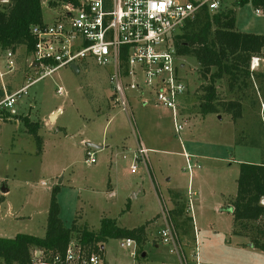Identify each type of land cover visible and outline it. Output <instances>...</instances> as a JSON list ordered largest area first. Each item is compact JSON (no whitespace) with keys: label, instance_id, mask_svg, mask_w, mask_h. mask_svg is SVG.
Segmentation results:
<instances>
[{"label":"rangeland","instance_id":"374dc122","mask_svg":"<svg viewBox=\"0 0 264 264\" xmlns=\"http://www.w3.org/2000/svg\"><path fill=\"white\" fill-rule=\"evenodd\" d=\"M220 1L222 10L234 11L237 31L264 35L263 11L251 0L243 4L237 3L240 0ZM42 8L43 21L48 23L57 10ZM255 9L261 11L259 15ZM7 52H0V100L5 92L10 95L12 88L29 84L41 72L32 67L33 56L22 46L11 51L13 66L9 69ZM261 59L252 73L264 72V57ZM175 61L177 76L186 86L179 119L185 126L179 135L174 132L169 110L158 107L151 98L142 106L134 91L126 92L133 120L120 112L111 99L110 68L99 66L90 57L76 62L77 71L67 66L33 82L12 110L0 114V237H44L54 196L67 229L75 223L79 231H98L103 219L114 220L123 229L147 224L143 250L149 264H160L169 256L175 261L169 247L158 246L155 251L150 245L163 225L164 208L182 214L169 210L188 258L196 239L199 264H264L263 251L252 248L246 237L234 235L231 208L239 164L264 161V79L253 73L251 87L239 85L241 91L234 88L231 92L226 78L217 80V113L202 116V87L209 81L201 78L193 57L179 55ZM58 88L63 90L61 94ZM235 98L241 107L233 109L232 114L237 115L233 118L223 105ZM53 111H58L55 121L48 117ZM22 119L36 129L40 144ZM88 138L103 149H87L83 139ZM138 143L155 151L149 150L147 164L137 163L132 174L130 166ZM88 151L94 153V164L84 162ZM183 153L199 167L192 174L186 169ZM170 177L171 181H166ZM168 188L171 192L178 189L175 194L179 198L172 200V206ZM79 233H73V241L77 242ZM121 241L109 239L102 245L104 262L134 263L133 250L120 247ZM30 252L31 258L35 252L47 258L42 250Z\"/></svg>","mask_w":264,"mask_h":264},{"label":"built area","instance_id":"2783aa9c","mask_svg":"<svg viewBox=\"0 0 264 264\" xmlns=\"http://www.w3.org/2000/svg\"><path fill=\"white\" fill-rule=\"evenodd\" d=\"M6 4L7 0H0ZM57 13L48 23L32 26L34 36L33 62L38 64L40 75L21 89L0 100V112L11 110L33 82L49 77L55 71L76 62L92 58L102 67H109L108 81L112 87V102L120 112L133 120L127 90L134 91L140 104L147 105L150 98L158 107L171 112L176 135L184 129L180 119V99L186 86L178 78L175 37L196 15L206 10L215 14L222 10L220 0H56L53 4L45 0L42 4ZM259 9H255L257 15ZM12 52H7V65L12 69ZM261 58L253 57L250 71L260 65ZM77 67V66H76ZM183 67V65H180ZM63 90L57 89L61 94ZM148 150L138 143L130 173L134 174L138 164H147ZM189 173L194 168L191 156L183 153ZM86 165L95 163L94 153L88 151ZM42 186H45L42 183ZM264 204V202H262ZM170 211H162L163 225L154 239L157 246L169 247V255L176 264H199V248L195 247L190 258L185 255L184 243ZM120 247L133 250V264H142V257L133 239L120 242ZM61 255L46 259L41 252H35L30 264H105L103 253H89L77 242L71 241ZM138 254V257H137Z\"/></svg>","mask_w":264,"mask_h":264},{"label":"trees","instance_id":"16d2710c","mask_svg":"<svg viewBox=\"0 0 264 264\" xmlns=\"http://www.w3.org/2000/svg\"><path fill=\"white\" fill-rule=\"evenodd\" d=\"M42 1L44 0H7L6 4L0 2V52L15 51L22 46L27 54L33 55L35 40L31 30L32 26L42 23ZM54 1L49 0V3L53 4ZM251 1L264 14V0ZM244 2L245 0H240L237 3ZM235 24L232 10H220L215 14L202 10L193 20L187 21L175 37L177 55L197 60L201 78L209 81V84L202 87L203 102L199 106L202 116L217 113L214 103L217 99L214 87L217 80L226 78L231 92L234 88L241 91L239 85L249 87L254 78L253 73L259 80L264 79V72L258 74L250 71L252 58L264 57V35L241 33L236 30ZM261 96V104H264V90ZM238 99L224 104L225 112L232 114L233 109L240 108ZM236 116L232 114L233 118ZM240 116L238 113V117ZM22 121L28 133L40 144L36 129H31L28 120ZM238 171L237 193L231 206L233 233L246 237L252 248L264 252V161L258 164L240 163ZM47 212L44 237L26 234H17L13 238L0 237V264H30V251L35 248L42 250L46 259H52L55 255L62 256L76 231L80 232L77 243L88 248L89 253H103L102 245L109 239L127 238L135 241L140 255L144 253L147 224L123 229L117 227L114 220L103 219L98 231L85 228L79 231L75 223L67 229L59 218L60 212L54 196ZM174 213L182 215L178 211Z\"/></svg>","mask_w":264,"mask_h":264},{"label":"crops","instance_id":"0c3cea01","mask_svg":"<svg viewBox=\"0 0 264 264\" xmlns=\"http://www.w3.org/2000/svg\"><path fill=\"white\" fill-rule=\"evenodd\" d=\"M30 64L32 65V67H34V68H37L38 67V64H36L35 62H33V58H32V60H31V62H30ZM27 85V84H26ZM26 85H22V86H20V87H17V88H12V91H11V93L10 94H12V92H14V91H17V90H19V89H21L22 87H24V86H26ZM10 88V87H9ZM5 92V91H4ZM7 95V93L5 92V96ZM261 105H263L264 106V104L262 103ZM13 109V108H12ZM11 109V110H12ZM2 112H8V110H4V111H2ZM2 112H0V114L2 113ZM52 114H54L55 116L53 117V119H51V121H55L56 119V117L58 116V111H53V112H51L50 114H49V118H50V116L52 115ZM6 116H7V114H6ZM13 116L16 118H18V117H20L19 115H17V114H13ZM19 119V118H18ZM18 121V120H17ZM2 121H0V123H1ZM83 142H85V144H87L88 142L89 143H93L91 140H90V138H88V139H86V140H84L83 139ZM144 145V144H143ZM150 146H151V143L149 144ZM100 147V146H99ZM148 151L150 150H153V151H155L154 149H152L151 147H149V148H147V147H145ZM88 149H90V148H88ZM103 148L102 147H100V149L99 150H102ZM157 151V150H156ZM135 153V152H134ZM134 155V154H133ZM259 163H261V162H259ZM136 172V171H135ZM190 174H192V171H191V173ZM166 181H171V177L170 178H168V179H166ZM169 189V188H168ZM173 190V192H174V194H171V193H173V192H171V190L169 189V191H170V193H169V198H168V200H169V202H170V206H172V200H177L178 198H179V196L178 195H176L175 193H176V191L175 190H178V189H172ZM188 193H190V191H188ZM168 210H172L171 208L170 209H168ZM174 210H172V212H173ZM175 212V211H174ZM162 222V221H161ZM148 227V226H147ZM146 227V231L148 230V228ZM154 249H155V251H159V247L155 244V242H151V244H150ZM149 245V246H150ZM104 249V248H103ZM104 251V250H103ZM145 252L141 255V257L144 259L143 261H144V263L143 264H145L146 262H147V264H149L150 262L148 261V259H147V252H146V250H144ZM147 260V261H146ZM172 260H173V258H171L170 256H169V258H166L165 257V260L164 261H162V262H160V264H174L175 263V261L173 260V262H172ZM142 263V262H141ZM105 264H107L106 262H105Z\"/></svg>","mask_w":264,"mask_h":264},{"label":"water","instance_id":"95a60500","mask_svg":"<svg viewBox=\"0 0 264 264\" xmlns=\"http://www.w3.org/2000/svg\"><path fill=\"white\" fill-rule=\"evenodd\" d=\"M71 68H72L73 70L77 71V67H76L75 65H72ZM54 116H55V115L52 114V115L50 116V119H53ZM86 148H87V149H88V148H90V149H97V150L100 149L99 146L94 145V144H92V143H88V144H86ZM3 192H6V190L3 189ZM142 257H143V256H142Z\"/></svg>","mask_w":264,"mask_h":264}]
</instances>
